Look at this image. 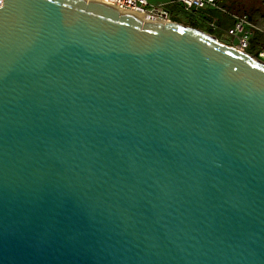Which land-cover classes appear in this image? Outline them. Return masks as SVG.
Wrapping results in <instances>:
<instances>
[{"label": "water", "instance_id": "1", "mask_svg": "<svg viewBox=\"0 0 264 264\" xmlns=\"http://www.w3.org/2000/svg\"><path fill=\"white\" fill-rule=\"evenodd\" d=\"M101 0H2L0 264H264V62Z\"/></svg>", "mask_w": 264, "mask_h": 264}, {"label": "built area", "instance_id": "2", "mask_svg": "<svg viewBox=\"0 0 264 264\" xmlns=\"http://www.w3.org/2000/svg\"><path fill=\"white\" fill-rule=\"evenodd\" d=\"M88 1V0H86ZM118 7L120 12H138L148 19L160 22L172 21L170 4L176 3L181 9L205 24L208 28L219 30L222 28L220 19L214 16L212 10H222L218 5L219 0H168L166 2L152 3L149 0H101ZM256 31H262L246 14L232 15L231 22L224 28L225 36L229 39L230 45L235 49L248 54L251 47V40ZM263 49L257 55L261 56ZM253 55V54H251ZM255 56V55H253ZM256 57V56H255Z\"/></svg>", "mask_w": 264, "mask_h": 264}, {"label": "rangeland", "instance_id": "3", "mask_svg": "<svg viewBox=\"0 0 264 264\" xmlns=\"http://www.w3.org/2000/svg\"><path fill=\"white\" fill-rule=\"evenodd\" d=\"M152 3L156 2H166L168 0H149ZM218 5L222 10H212L214 16L220 19V23L222 24V28L219 30H215V37L221 41L222 43H229V39L225 36L224 28L230 24L232 15L246 14L248 17L254 22L253 14L258 12L264 15V0H219ZM177 6L180 7L176 3H171L169 8L170 11L172 8ZM181 8V7H180ZM201 30L207 32L209 29L205 24H201ZM262 30V29H261ZM209 34V33H208ZM214 36V35H213ZM257 58L264 62V49L261 56L257 55Z\"/></svg>", "mask_w": 264, "mask_h": 264}, {"label": "trees", "instance_id": "4", "mask_svg": "<svg viewBox=\"0 0 264 264\" xmlns=\"http://www.w3.org/2000/svg\"><path fill=\"white\" fill-rule=\"evenodd\" d=\"M254 23L262 29V31H256L252 40L251 47L249 53L257 56L260 49H264V15L255 12L253 14ZM171 19L172 21L180 22L185 25H189L195 28H201V24L197 19L193 17V15L183 11L180 7L175 6L171 10ZM207 33L215 36V30L209 28Z\"/></svg>", "mask_w": 264, "mask_h": 264}, {"label": "bare ground", "instance_id": "5", "mask_svg": "<svg viewBox=\"0 0 264 264\" xmlns=\"http://www.w3.org/2000/svg\"><path fill=\"white\" fill-rule=\"evenodd\" d=\"M126 13H131L137 17H139L142 21L146 20V18L143 16V14L141 13H138V12H133V11H129V12H126Z\"/></svg>", "mask_w": 264, "mask_h": 264}, {"label": "clouds", "instance_id": "6", "mask_svg": "<svg viewBox=\"0 0 264 264\" xmlns=\"http://www.w3.org/2000/svg\"><path fill=\"white\" fill-rule=\"evenodd\" d=\"M0 6H2V0H0Z\"/></svg>", "mask_w": 264, "mask_h": 264}]
</instances>
